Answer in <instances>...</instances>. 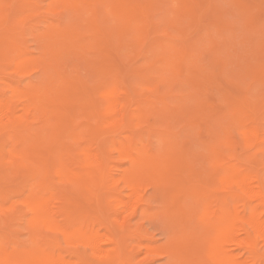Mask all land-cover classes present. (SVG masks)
Listing matches in <instances>:
<instances>
[{
    "label": "rangeland",
    "instance_id": "374dc122",
    "mask_svg": "<svg viewBox=\"0 0 264 264\" xmlns=\"http://www.w3.org/2000/svg\"><path fill=\"white\" fill-rule=\"evenodd\" d=\"M90 1L91 2L89 1H85V3L82 2L83 4H80L77 7L72 8V4H71L72 0L70 1L69 0H59V1H56V0H0V9H1L0 10V32H1L0 33V74H1L0 75V96L5 97L6 99H9V97L10 99H12L14 93L11 90V88H13V86L14 87L17 86L21 88V90L24 88L23 91L24 90L26 91V89L27 90L39 89L41 87L43 88L44 86H45L44 88L51 87L50 88L51 90H52V87H55V89L53 88V90H56L57 88H61L63 85V83L62 85H60L61 83L60 84L58 83L64 81L65 86L63 85V88L60 90V93H65L66 89H69L68 91H71L73 87V90H72L73 92L72 91L71 92L76 95L75 97L74 95L73 96L69 95L70 93L69 92L68 99H67L68 100L67 104L69 106V112H72L71 119H68L67 122L62 121L61 126H60L62 127V129H60L62 133L58 131L59 127L57 126L55 119H52L50 117H47V119H45L46 118L45 115H42L41 113L36 111L32 115H29L31 118H29L30 122H28V124L33 128V132L31 129L30 131L32 132V134L31 133L30 134L34 136L37 135L36 138H39L40 137L39 134H41V137H43L44 140L41 141L42 139L40 138L41 142L39 141V144L42 142L45 143L44 141L48 143L47 142L49 139L48 136L51 135L52 131L54 132V135L62 134V136L58 135L60 138L62 137L61 138L62 140L59 138H56L57 136H54V135H51L52 137L50 136V138H55V140L53 139H52L53 141L51 140L52 142L57 141V145L54 143V147L59 146L61 147V148L58 147L59 149L64 148V150H66V148L67 149L69 148L71 152H72L71 148L72 147L75 148V150L73 149V151H75L76 153L72 152V154L69 153L70 151L68 149L69 151L68 154H70L71 156L66 153L67 150L66 151H64L63 149L62 151L60 150L61 153L64 152L68 156L67 158L66 155L62 153L63 155H65L63 160H64V164L66 165V167L67 165H69V163L71 162L73 163V160L74 162L75 161L77 162V163H74V165L76 164L78 165L79 163L81 165V162L83 160L80 158V157L83 158V154L81 155V153L83 152L85 153V151L88 152L89 150L90 152H92L93 150V152H96V153L101 151L103 155L105 154V158L108 161L106 166L108 167L109 170L111 168L113 169L112 172L111 171L110 172L111 174L114 175L113 177L115 179L114 180L111 179L110 181H108L107 186L109 188H107L106 186L107 181L99 180L98 177L94 176L93 174H87L85 176L78 174L77 178L73 177L72 179L73 181L71 180L72 181L70 182L71 185L70 183L67 184L64 181H62L63 183H65L64 186L66 185L64 187L63 185L60 184L62 183L61 182L62 178L60 179L56 175L55 177L52 171L51 179H52L53 187L55 185V189H53V192L54 194H59L60 192H63L66 195L67 202H66L65 210H67V212L69 210L68 214L67 212H65V210H62V212H64L65 214L59 213L58 218H59L60 225L66 224L67 226V223H68V226L70 227L69 229H76L80 232V235H76L75 237L72 236L73 237L72 239L75 241L74 243L75 246H74V244L69 243L67 241H65L64 243L65 237L62 236L61 234L59 235L57 233H52L53 235H45V234H50V233L48 231L47 232L43 231L39 226L37 227L43 231L44 235L40 233L42 236L40 235V236L35 237V235L37 234H34V232H39L40 229L34 228L36 229V231L33 229L34 231L31 232L32 227L34 226V225L32 226V221H31L33 216H31V219L29 218L30 214L32 213L31 211L29 212L30 209L28 210V207H26L24 205L25 203L23 204L22 202L23 200H25V196L27 197L25 193L27 191H28L27 193H29V189L32 186L30 187L29 186L30 183H28L27 181L26 183H28V186L30 188L29 187H27L28 189L23 188L27 186V184L24 186L26 180L24 182L21 181L22 183L21 184L19 182L20 180L18 181L19 175L21 174L17 173V175L19 174L17 178L16 177L17 175L12 174L13 172L12 171L11 174L12 176L14 175L12 181L14 182V180L17 179L18 182L15 180L16 181L14 182L15 185L9 186L10 188H12V191H10V194H12L15 197V199L13 198V200L14 201L16 200L15 202H12V197H11L10 206L13 204L16 205L18 202H21L19 204H21L22 207L20 209L21 212H19L20 214L18 215V212L15 214V217L18 215L17 216L18 219L17 217L16 219H12L13 220L12 223H10L11 218L8 219L9 225H6L5 221L7 220L6 218L10 217V215L7 214L8 217L6 218L2 217L4 216V214H6L4 213V211L2 213L3 215H0V242L1 241L3 242L4 240V244L12 245L13 243L14 246L15 245L19 246L18 244L21 242L20 244L23 245L24 247H28L27 243L28 244L30 243L29 246L32 247L33 244H43L45 237L52 236V238H54L53 240H56L54 242L59 241L57 244H60L59 247L63 249L67 248L66 250H68L69 247H66V245H68V246H71V248H74L72 251L79 249V250H76V252L77 251L78 253L82 252L81 254H83V251L84 252L86 251L85 253H87L88 256L84 254L83 255L87 258L90 256L89 257L90 259L88 258V262L90 260L89 262L90 264H100V263L104 264L103 261L105 260L106 255L102 254L98 256V254H94V252L91 250L92 248L87 246L81 240L82 237L86 233L91 234L92 232H97V234H99L100 232L99 235L104 239L109 238L108 235L110 237H113L111 236L113 234L116 236L118 235L117 237H121L124 235L125 243L127 244L126 249L128 248L126 251H127L128 256L130 255L131 257L129 256L130 259L129 258L120 259L119 261H117L116 264H127V263L128 264L129 263L130 264H174V262H177L175 264H181V263H184L185 261L187 264H190V262L192 263V261H193L192 264H197V263L199 264L198 261L202 260V263H203L206 260V258H207L206 261L208 262L205 261L206 263H203V264H208L210 263V260H209L210 253L208 250L207 243L210 238L209 236L206 237V235L209 233L208 229H210V232H212L209 234H214L215 232L211 230L212 228H210V226H213L214 224L213 220L216 221V218L214 217L215 215H213L214 214L213 210L215 212L218 209V205H216L218 204L216 194L219 195L218 191L220 190L218 186L219 182H216L217 179H215L214 175L218 168L216 166L217 161L219 159L221 160L222 158L224 159L221 160L222 162H220V164L224 167H226L227 165L237 164L240 168L244 170V172L248 171L246 173L247 175L251 177L252 175L250 174H252V172L253 174L256 173L255 175H253L254 178L252 177L254 180L256 179L255 181H252L254 182L253 185L251 186V188L254 187L253 189H251L253 190V193L252 191L250 194L248 192L246 196L248 195L249 197L247 196V198L245 195H242V194L240 195V197L237 200L238 204L235 207V212L238 213V211H240L241 213V216L239 215V217L237 218L238 221L240 220L239 222L244 221V223L242 222L244 225L249 223V219L247 217L248 216L250 217L251 215L250 213L252 211L250 210V207H249L250 205H249L247 206V209L249 207V210L251 212L250 213L247 212L248 210L244 207L243 204L246 201L250 202L251 201L250 197H251L252 203L254 205H259L258 213L260 214L259 216L261 217L260 219L262 220V221L260 220L261 222L260 225L262 227V229H260V232L263 231L264 233V230H263L264 229V204H263L264 203V192H263L264 191V176H263L264 175V135H263L264 134V80L262 81L258 77L261 75L260 72L259 74L256 73V75H258L257 77L256 76L253 77L254 73L256 72L255 70L258 67H259L258 70L262 69L263 71L264 61L262 60L261 62V60H259L258 59L259 57H258L257 61L258 60L259 61L253 62V60L256 59L254 58V56L253 58L251 57V59L249 57L245 58L246 56H249V55L252 56L255 51H258L259 46H260V49L263 50L262 52L264 55V39H262L264 38V34H263L264 33V20H262V22L260 21L259 23L255 22L257 21V19L258 20L259 19L261 20V18L264 19V9L262 10V7H264V0H258L260 2H257L256 0H253V1L251 0L254 4H251L252 2H250V0H235V1L234 0H129L131 2V5L134 6L135 8H137L138 6H141V4L145 6L146 5L145 3L149 2L148 8L145 9V11H143L142 14L137 13L138 11H136V9L134 10L136 11L134 14L129 13L128 11H125L126 9H124L123 2L119 0H97V2L94 0H90ZM88 2H89V5H88ZM262 2H263V6L259 8L258 6L261 5L259 3H262ZM187 3H189V6L191 4L192 5L195 4V7H193L195 12L193 14H187L185 12L187 11V9H189V7L187 6ZM97 4L101 8L97 6ZM244 4H247V5H244ZM248 7H251V8H248ZM244 8L248 10L246 11ZM248 11L249 13L246 14L245 12H248ZM195 13L197 16H194ZM220 13L223 14L222 17L224 21L222 22L220 21L219 23L218 15ZM34 14H38V15H34ZM255 14L259 15L260 17L256 16ZM132 16L134 17L136 16L137 19H134L133 21H131L130 25L127 28H126L127 25H122L125 23H129L128 20H131ZM3 17H5V19ZM250 17H252L253 20ZM220 19H222L221 15H220ZM249 20L253 21V23L251 22V24H247ZM246 25L247 26L251 25L250 31H253L252 32L253 34L249 32L248 30L249 27H246ZM124 27L126 30H124ZM201 27H204L205 29L204 28L202 29ZM251 28L253 30H251ZM198 29H201V31ZM117 30L118 32H116ZM118 33L119 34L123 33V34L121 36L119 35L118 37L117 35ZM124 33L125 35H127L126 37ZM65 36H67L66 39H65ZM123 36H124V39L123 38L122 39L124 41H121V37ZM9 37L12 41H9ZM100 37H102L101 39H103L101 43L99 41ZM209 37L211 39H209ZM61 38L62 40L63 39L64 40L69 39L70 41L72 40L70 44H73L74 46L73 45L70 46L69 40L66 41V44L64 46L65 41L60 40ZM136 40L138 43L135 45L136 42L134 41ZM148 40L150 41V43ZM80 42H81V45H79ZM120 42H122V44H120ZM58 44H59V47H57ZM131 44H134L135 46ZM120 45H122L123 49L120 48ZM191 45H193L194 47H191ZM86 46H87V49L85 48ZM95 46L96 48L92 49ZM143 47L145 48L143 49ZM61 48L62 50L60 51ZM63 48L65 52H63L64 51ZM66 48H70V49L67 50ZM73 48L75 50H73ZM104 49L107 51H105ZM89 50H91L92 52ZM245 50H246V53H245ZM218 51H221V52H218ZM140 52L143 54H141ZM239 52L241 54L242 53L246 54L245 56H243L245 61L246 59L248 60L250 59V62L251 63L253 62V65L251 64L250 66L251 68H253V66L255 67L258 63L260 64L259 66L257 65L258 67L253 69L254 72L252 73L253 75L250 74L251 77L249 76V72L246 70L247 66L245 65V68L243 67L244 65L241 66L244 59L242 60L239 59L241 57ZM51 53H53V56L55 55L56 57H52ZM212 53L214 57L211 55ZM58 54L59 55L62 54L61 55L62 58L58 57L59 56ZM255 54L258 55L256 52ZM147 55L148 57L150 56V58H148ZM90 56L91 58H89ZM140 56L142 58H140ZM143 58L145 60H143ZM13 59L15 60L14 62H12ZM175 59L177 60L184 59L182 64L180 63V65H178L180 66V68H182L181 69L182 72H180L181 70L179 67L176 68L178 69V71L180 70L179 71L180 74L179 72H177V70L173 69V67H175V64L174 65L172 64V66L170 64L172 61H177ZM213 59H217V60L220 59L218 61L219 62L221 61L220 62L221 64L217 63L218 61L214 63ZM59 60L60 62L56 64V62H58ZM237 61H239V63L241 61V64L239 65ZM102 63L104 65H102ZM245 63L246 62H244V64ZM254 63L256 64L254 65ZM181 66H183L184 68ZM240 66L242 67L241 68L242 70L247 71L248 75H246L245 73V78H243L244 75L242 74V72L241 73L239 72V71H242L240 69ZM34 69L35 71H33ZM141 69L142 70L145 69L147 71L145 70L142 71ZM64 70L65 71L67 70V71L64 72ZM88 70L90 73L88 72ZM219 70L223 74L224 77H220V78L218 77L217 79V77L215 76H218V75L220 76V74L217 75V73H219L218 72ZM193 72L195 73L197 72L196 73L197 75L198 74L202 75L201 78H198L199 80L201 79L199 82L197 81V77H196V81L198 82V83L195 82L196 86L194 85L195 83L192 84L195 80L194 81L190 80V78L194 79L193 75L192 77L190 75V74H193ZM250 72L252 71L250 70ZM241 74L243 76H241V80H240L241 82L239 83V81H237L236 78L238 76L240 77ZM221 78L222 79L226 78L227 83L228 81L230 82L235 79L236 86L235 85L232 86L233 84L231 83H228V85L226 84L225 86V83H224L225 81L220 80ZM230 79H233V80H230ZM188 80L193 81V82H189ZM10 83L12 85L8 87ZM65 83H69V85L67 84L66 86ZM110 83L111 85L113 84V86L115 85L117 88H119V91L124 92L127 89H130V92L127 90L129 96H131L134 93L133 94L134 96L132 95L131 100H127V98L126 100L124 99V101H127V102L130 101V103L128 102L129 107H130L128 109L129 113L127 112V110L126 112L128 113V115L130 114L132 116V120H133V122L131 123L132 126L127 128L126 130L124 129L125 131L123 130V128H121L120 130L119 128L118 129L113 128L111 125H108L110 124L109 122L106 123V125H104L105 124L104 123L102 124V126H98L99 119H98V116H96L97 115L96 112L98 111L96 110L95 112L92 110V108L86 110V109H82L81 107H79L81 105L79 103L80 98L84 100L86 99L89 100V97H87L88 95L90 97L93 95L96 96V97L94 96L91 97L90 100L95 101V103H97L96 101L100 100L98 102H100L99 104L102 105V106L100 105L101 108L103 106L106 107L105 106L106 102H108V99L110 98V96L109 95L107 96L105 93L104 95L100 88L101 86L110 84ZM57 84H58V87H57ZM72 84L74 86H72ZM32 85L35 88H33ZM140 86L141 87L143 86V87L140 88ZM64 87L66 88L64 89ZM154 87L156 89L159 87L158 88L159 90L157 89L158 91H156ZM75 88L78 91L74 90ZM81 88L83 89L81 90ZM56 91H58V89ZM91 92H94V93L97 92L96 93L97 95L93 93L92 95ZM99 92L100 94H98ZM78 93H80V95ZM77 95H79V97ZM208 95H209V98H208ZM22 97L23 98H21V101L22 100L24 101L26 97L25 98L24 96ZM70 97L74 98V100ZM121 98L122 97H120V99ZM16 99L17 98H15L14 100ZM18 101L20 104L21 101L20 100ZM27 101L28 100L24 102L28 103ZM66 101L62 103V105H65L64 109L68 108V106H66L67 105ZM73 101L75 103L76 102L79 103V106H77L76 104V106L79 108L73 105ZM26 103L24 104L26 105ZM138 103L139 105H137ZM181 103L183 104L181 105ZM99 104L97 103V106H99ZM128 104L126 103V106ZM20 105H23V104L21 103ZM75 107L78 109V111L76 110ZM237 107H239V109ZM139 108L140 110H137ZM23 110H24V106L19 108V111L22 113H24L25 111ZM102 111L104 112V114H107V109H104ZM138 111L139 113L141 112L142 113L138 114ZM150 115L152 116L150 117ZM39 116L40 117L44 116V118L42 117L39 120L38 118ZM146 119H148V121ZM37 121L38 123H36ZM0 126L3 127V128L0 127V130H1L0 133L2 134H4L5 132L10 133L8 130H11L12 132V129H9V128L7 129L6 127H4V125H0ZM137 126L139 127L137 128ZM108 127L110 131L108 130ZM54 128L55 130H53ZM96 128L97 129L100 128L101 131L103 132H100L99 129L95 130ZM130 128H131V131H130ZM135 129L137 130L135 131ZM251 130H254V132L252 131L251 133ZM55 131H58L60 133L55 132ZM247 132L249 133V135ZM6 133L4 134L5 138H6ZM27 133H28V130H27ZM250 133L252 137H250L251 136ZM2 134H0V139L3 141V139L5 138L2 137L3 136ZM67 134H70V136H68ZM243 134L244 135L247 134V135L244 137ZM63 135L64 137L66 135L67 136L64 138ZM131 135L134 137H132ZM241 135L243 136V138ZM45 137L47 138V140H45L46 139ZM124 137H126V140H127L126 142H128V144L126 143L125 146L128 145L127 147L129 148V146H131L130 143L132 144L133 150L130 147L131 151H128L130 152L129 154L134 153V155L137 157L142 155L144 158L146 157L149 164L153 161H156V162L162 161L164 163V161L167 162L169 160L170 156H175L176 158H178L181 155L182 158L185 159V164L187 166V169L189 168V170L187 171L185 170L187 173L186 175H184L185 178L189 177L186 180L187 183H185L184 186L182 185V187H178V188H173V186H163V185L162 186L160 185V187H157L155 184H153L152 182L146 179V180H142V182H140L141 184L139 183L135 189L131 188L130 190V187H128L127 182H125L123 178H121L120 173L123 171L122 168L126 169L131 165V160L130 162H128L129 159L124 158L126 157V154H122L123 152H121V151H125V149L122 150L121 148L122 144L120 143L118 144L115 142L113 144L112 142V140L114 139L116 140L120 139L121 141H123L125 140ZM99 138L101 140H99ZM102 139H104V142ZM1 140L0 142H2ZM60 140L63 143L60 142ZM90 140H92V142ZM68 141L69 143H67ZM107 141H109L110 143ZM8 142H4V143L6 144L8 143L7 145L10 144L9 146L10 148L12 147V145L13 147L15 146L14 142H11V139ZM50 142H49V148H51L50 145L52 144ZM105 142L108 145H106ZM253 142H254V145H253ZM220 143H221V146H220ZM61 144H63L62 145L63 147L61 146ZM64 144L66 146H64ZM67 144H69V146ZM45 145L42 144L41 147L45 146L44 148L43 147L42 148L46 150V148H48V144H45ZM144 145L145 146L148 145V146L144 147ZM49 148L47 150H49ZM5 149L8 150V146H6L5 144L3 145L2 143L0 145V152L5 151ZM54 149L55 148H51L50 152L57 150V149L55 150ZM234 149L236 151H234ZM47 150L46 152H48ZM76 150H79V151H76ZM60 151L58 150L55 153L59 155L60 153L58 152ZM128 152H127V156H128ZM55 153L54 155H56ZM96 153H93V154H96ZM62 154H60V156ZM2 155H5V153ZM57 155L54 156L55 159ZM207 155H209L210 158H208ZM73 156L74 158L72 159L71 157ZM52 157H51V160H52ZM231 157H233V159ZM8 158L9 157L5 158V160H7ZM234 158L235 159L237 158V159L235 160ZM78 159L80 161H78ZM53 161L52 163L54 164L55 161L54 162ZM229 161H231L232 163L228 164ZM169 162L171 163V161ZM188 163L190 165H188ZM6 165H7V168H9L8 163ZM6 165H4L5 169H7L5 167ZM202 165H204L207 169L205 167L202 168ZM51 167L53 168V165ZM117 168H120L121 171L120 169H117ZM204 168L206 169V171ZM2 169L0 170V172L3 171ZM201 169L203 172L201 171ZM7 170L10 172L12 169L10 170L7 169ZM15 171L16 170H14L13 173H16ZM194 171H198V173H203V174L202 175H198L195 173L193 174ZM9 172L6 173V176L8 175V177H11L9 176L11 174H8ZM28 177L30 176H27V178ZM118 177H120L121 180L118 179ZM11 178H8L6 180L11 181ZM53 178L54 179L56 178V180L53 181L54 180ZM19 179H21V177ZM23 179H26V178L23 177ZM31 179H34L33 180L34 183L32 185L38 182L37 181L38 177L36 179V182H35L34 177ZM6 180H4V182H6ZM10 181H7V182H10ZM31 181L32 180H30V182ZM100 182H103V183L101 184ZM115 182L117 183V185L116 187L112 188ZM6 183H3V185L0 184V186H5ZM17 183H19L20 185H23L22 187H20V189L23 188L25 190L24 191H22V189L19 190L20 192L22 191L23 193L15 194L18 191V187H16ZM57 183L60 184V186ZM111 183L112 185L109 186V184ZM9 184L10 183H8L7 185ZM56 184L58 185L57 189H56L57 187ZM85 184H86V187H84ZM259 184H260V187H259ZM87 185L89 186L87 187ZM73 186L75 187V190H72L74 189ZM66 187L67 189L65 190ZM105 187L108 190L105 189ZM206 187H209V188H206ZM7 188L8 186L4 187V190L6 189L7 191L8 190ZM2 190L3 189H1V191ZM9 190L7 191L8 193H9ZM210 190L211 191L214 190L215 192L210 193L211 192ZM261 190H262V193H260ZM6 191H5V194L0 192V195L1 193L3 194L1 195L2 198H0L1 199L0 202L2 201V204H0V206H2L0 207V211H2L5 208L3 204L5 205L4 201H6L8 197V195H6ZM13 191L15 192L14 194L11 193ZM256 192H258L257 193L258 195L256 194ZM135 193L136 195H134ZM20 194L21 196H19ZM254 195H256L257 199L254 197ZM260 195L263 197V199H261L262 197ZM120 197L124 199L121 200ZM16 198L17 199L19 198V200L21 201L17 200ZM2 199H6V200H2ZM9 199H10V195H9L8 200ZM8 200H7L6 207L9 206ZM140 200L142 201V203ZM213 200L214 201L216 200L217 203L215 204ZM69 201L70 202L73 201V202L69 204ZM178 201L181 207L183 208V211L180 212L181 209H179L180 213L176 214L175 209L176 208L178 209V207L174 205V202L178 203ZM260 201L261 202L263 201L262 204ZM241 202L243 204H241ZM72 203L73 205H71ZM70 205L74 209L69 208ZM173 207H175V209ZM238 207L240 208L239 210H238ZM26 208L28 211L26 210ZM106 208L108 209L106 210ZM102 211H105V212L103 213ZM123 211L126 212V214ZM196 211H198L197 215H196ZM12 216L14 217V214ZM208 216L212 217L213 219L209 218ZM245 216H247L246 218L248 220L244 219ZM23 217L26 219L29 218L28 222ZM205 217L207 218L205 219ZM199 218H201L200 221H199ZM239 218H242L244 220L239 219ZM208 219H211L210 222ZM204 220L206 221L203 222ZM119 221H123V222H119ZM245 221H246V224H245ZM64 222L65 224H63ZM30 223H31V228L28 226ZM249 225H247L249 232L246 233L243 231L239 235L240 240L241 238L245 239V241L244 239L241 240L242 242L240 243H242V245L240 243L238 245L229 244V248L235 251L238 254V257H240L241 259H246V261H248L247 259H249V262L254 261L256 262L255 264H264V243H263L264 237H262L263 238L262 240L261 238L256 240V238L258 237L255 236L256 233L254 234L255 230L253 228L250 229L251 225L250 227ZM106 226L108 229H106ZM122 227L124 228V231H122L123 229ZM182 229L187 230V231L184 232ZM113 230L115 233L116 232L117 233L115 234ZM194 231H196L195 234H193ZM123 232L124 234H122ZM109 233L110 234L112 233V234L110 235ZM197 233L198 234L206 233L204 235L205 238L203 237V242H205L207 245L204 243H201L202 238L200 237H202L203 235L202 236L200 235L199 239H201V242H199L200 240L197 239L198 237ZM247 234H250V236L248 237ZM174 238L178 240L181 239L179 240V242L181 241V243L185 242L184 244H182L183 246H181V248H180L181 244L179 242L176 243ZM247 238L249 239V243L252 241L256 242V252L258 256L254 260L252 258V252L250 248L244 246L246 244L245 243L246 241H247L246 246L249 244L248 240H246ZM172 239L174 241H172ZM195 239H197L198 241H196ZM205 239L207 242L205 241ZM182 240L184 242H182ZM2 242L0 244H3ZM191 242H194V244ZM102 244H103V247L106 248V250H109V248L110 250H112L111 249L112 245L115 247V243H113L111 240L109 241L104 240ZM177 244L179 246H176ZM201 244H204L202 246L205 247V249L201 247ZM83 245H85L84 246L85 248L83 247ZM199 245L201 249L199 248ZM205 245L207 246V248ZM173 247L175 249L177 248L180 249L179 255L177 257L178 260L176 259V257L174 258V260H170V259H173L169 255L171 252L170 253L166 252V250H168V252L172 251L174 249ZM71 248L69 249L70 251H71ZM197 249L201 250L199 252H203V253L197 254L198 252L196 251ZM128 250L130 253L128 252ZM191 250H195V251H191ZM133 252H134V255H133ZM188 252H190L191 254ZM192 252L195 253V257H194L195 259L192 258L194 256V253ZM180 253L183 254V256L180 255ZM184 253L186 256H184ZM205 255H207L208 257H206ZM179 256L181 257L179 258ZM186 258L189 259V262L188 260H186ZM197 258L199 260H197V263L196 262L194 263V261ZM175 259L177 261H175ZM180 259L183 260L184 262L179 261ZM122 260L123 261L125 260V261L123 262ZM211 264H213L212 261H211Z\"/></svg>",
    "mask_w": 264,
    "mask_h": 264
},
{
    "label": "bare ground",
    "instance_id": "6f19581e",
    "mask_svg": "<svg viewBox=\"0 0 264 264\" xmlns=\"http://www.w3.org/2000/svg\"><path fill=\"white\" fill-rule=\"evenodd\" d=\"M56 1H59V0H56ZM70 1V0H69ZM85 1H89V2H91L90 0H72V8H74V7H77L78 5H80V4H83L82 2H84L85 3ZM94 1H96L97 2V0H94ZM119 1H122L123 2V5H124V9H126L125 11H128L129 13H132V14H134L136 11H138L137 13H140V14H142L143 13V11H145V9H147L148 8V6H149V2L147 3H145L146 5L144 6V5H142L141 4V6H138L137 8H135L134 6H132L131 5V2L129 1V0H119ZM235 1V0H234ZM253 1V0H252ZM251 0H250V2H252ZM257 2H260V1H258V0H256ZM10 2V1H9ZM14 2V1H13ZM39 2V1H38ZM43 2V1H42ZM89 2H88V5H89ZM240 2V1H239ZM137 3H139V2H137ZM186 3V2H185ZM245 3H247V2H245ZM13 4V3H12ZM119 4V3H118ZM117 4V5H118ZM251 4H254L253 2L251 3ZM259 4H261V5H259L258 7L260 8V7H262L263 6V2L262 3H259ZM96 5V4H95ZM244 5H247V4H244ZM16 6V5H15ZM66 6V5H65ZM97 6H99L98 4H97ZM97 6H96V8H97ZM122 6V5H121ZM187 6L189 7V9H187V11H185L187 14H193L195 11H194V8L193 7H195V4H191L190 6H189V3H187ZM257 6V5H256ZM60 7V6H59ZM100 7V6H99ZM119 7V6H118ZM236 7H238V6H236ZM246 7V6H245ZM252 7V6H251ZM251 7H248V8H251ZM253 7H254V5H253ZM20 8V7H19ZM70 8V7H69ZM89 8V7H88ZM101 8V7H100ZM46 9V8H45ZM136 9V11H134ZM210 9H212V8H210ZM245 10H246V8H244ZM264 9V7H262V10ZM1 10V9H0ZM9 10V9H8ZM35 10V9H34ZM73 10V9H72ZM99 10V9H98ZM102 10V9H101ZM218 10V9H217ZM239 10V9H238ZM248 10V9H247ZM246 10V11H247ZM249 10H251V9H249ZM17 11V10H16ZM215 11V10H214ZM42 12V11H41ZM68 12V11H67ZM95 12V11H94ZM93 12V13H94ZM218 12V11H217ZM251 12V11H250ZM8 13V12H7ZM7 13H6V15H7ZM11 13H12V11H11ZM49 13V12H48ZM214 13H216V12H214ZM246 14L247 13H249V11L248 12H245ZM211 14H212V12H211ZM218 14V13H217ZM217 14H216V16H217ZM250 14H252V13H250ZM254 14V13H253ZM258 14V13H257ZM257 14H255L256 16H259V15H257ZM34 15H38V14H34ZM182 15H183V13H182ZM220 15H221V18L222 19H220ZM222 15L223 14H219L218 15V21H219V23H220V21L222 22V21H224L223 20V17H222ZM5 16V15H4ZM41 16H43V15H41ZM45 16V15H44ZM62 16V15H61ZM79 16V15H78ZM194 16H197L196 15V13L194 14ZM193 16V17H194ZM215 16V17H216ZM73 17V16H72ZM260 17V16H259ZM4 19H5V17H3ZM8 18V17H7ZM33 18V17H32ZM35 18V17H34ZM251 19H252V17H250ZM254 18V17H253ZM9 19V18H8ZM99 19V18H98ZM134 19H137L136 18V16L134 17V16H132L131 17V20H128L129 21V23H125V24H122V25H127L126 26V28L130 25V23H131V21H133ZM30 20V19H29ZM28 20V21H29ZM36 20V19H35ZM68 20V19H67ZM107 20V19H106ZM243 20V19H242ZM253 20V19H252ZM262 20H264L263 18H261V20L259 19H257V21H255V22H262ZM11 21V20H10ZM10 21H9V23H10ZM31 21V20H30ZM29 21V22H30ZM77 21V20H76ZM217 21V20H216ZM247 21V20H246ZM251 22L253 23V21H248L247 22V24H251ZM58 23H59V21H58ZM81 23V22H80ZM88 23V22H87ZM201 23V22H200ZM225 23V22H224ZM8 24V23H7ZM75 25V24H74ZM199 25V24H198ZM257 25H259V24H257ZM6 26V25H5ZM41 26V25H40ZM93 26V25H92ZM147 26H149V25H147ZM46 27V26H45ZM246 27H249V32H253V31H250V27H251V25L250 26H247L246 25ZM149 28V27H148ZM202 29L204 28V27H201ZM228 28V27H227ZM22 29V28H21ZM65 29V28H64ZM101 29V28H100ZM103 29V28H102ZM106 29V28H105ZM122 29V28H121ZM205 29V28H204ZM229 29V28H228ZM234 29H235V27H234ZM233 29V30H234ZM120 30V29H119ZM123 30V29H122ZM124 30H126L125 29V27H124ZM198 30H200L201 31V29H198ZM232 30V29H231ZM251 30H253L252 28H251ZM256 30V29H255ZM18 31V30H17ZM47 31V30H46ZM49 31V30H48ZM224 31V30H223ZM116 32H118V30L116 31ZM233 32H235V31H233ZM248 32V33H249ZM1 33V32H0ZM60 33V32H59ZM70 33V32H69ZM119 33H120V31H119ZM117 34L118 35V37H119V35L121 36L122 34ZM224 33V32H223ZM44 34V33H43ZM64 34V33H63ZM63 34H61V35H63ZM93 34V33H92ZM253 34V33H252ZM264 34V33H263ZM54 35V34H53ZM59 35V34H58ZM57 35V36H58ZM68 35V34H67ZM102 35V34H101ZM124 35H125V33H124ZM248 35V34H247ZM19 36V35H18ZM30 36V35H29ZM50 36V35H49ZM69 36H70V34H69ZM79 36V35H78ZM127 35H125V37H126ZM253 36V35H252ZM259 36V35H258ZM262 36V35H261ZM62 37H64V36H62ZM130 37V36H129ZM247 37V36H246ZM249 37V36H248ZM20 38V37H19ZM28 38V37H27ZM30 38V37H29ZM32 38V37H31ZM67 38V36H65V39ZM69 38V37H68ZM70 38H71V36H70ZM76 38V37H75ZM82 38V37H81ZM93 38V37H92ZM98 38V37H97ZM102 37H100V43H101V41L103 40V39H101ZM124 39V36L123 37H121V41H124L123 39ZM131 38V37H130ZM134 38V37H133ZM22 39V38H21ZM51 39V38H50ZM120 39V38H119ZM126 39V38H125ZM209 39H211L210 37H209ZM213 39V38H212ZM262 39H264V38H262ZM20 40V39H19ZM49 40V39H48ZM60 40H62V38L60 39ZM60 40H59V42H60ZM69 40V39H68ZM68 40H62V41H65V43H64V46H65V44H66V41H68ZM233 40V39H232ZM248 40V39H247ZM9 41H12L11 39H10V37H9ZM61 41V42H62ZM72 41V40H71ZM70 40H69V44H70V42H71ZM78 41H80V40H78ZM149 41V40H148ZM157 41V40H156ZM58 42V43H59ZM95 42V41H94ZM134 42H136L135 43V45L138 43L137 42V40L136 41H134ZM3 43V42H2ZM16 43V42H15ZM63 43V42H62ZM77 43V42H76ZM108 43V42H107ZM110 43V42H109ZM124 43V42H123ZM147 43V42H146ZM145 43V44H146ZM149 43H150V41H149ZM228 43H230V42H228ZM5 44V43H4ZM20 44V43H19ZM38 44V43H37ZM96 44V43H95ZM120 44H122V42H120ZM144 44V45H145ZM193 44V43H192ZM240 44V43H239ZM261 44V43H260ZM8 45H10V44H8ZM14 45V44H13ZM71 45H73V44H70V46ZM79 45H81V42H80V44ZM88 45V44H87ZM90 45V44H89ZM109 45V44H108ZM113 45V44H112ZM130 45V44H129ZM131 45H133V46H135L134 44H131ZM148 45V44H147ZM263 45V44H262ZM69 46V47H70ZM74 46V45H73ZM92 46V45H91ZM97 46V45H96ZM96 46L95 47H91L92 49H94V48H96ZM125 46V45H124ZM128 46V45H127ZM126 46V47H127ZM256 46V45H255ZM5 47V46H4ZM11 47V46H10ZM25 47V46H24ZM56 47V46H55ZM57 47H59V44L57 45ZM68 47V46H67ZM79 47V46H78ZM191 47H194L193 45H191ZM248 47V46H247ZM75 48V47H74ZM73 48V50H75ZM86 49H87V46L85 47ZM90 48V49H91ZM107 48V47H106ZM120 48L121 49H123L122 48V45H120ZM145 47H143V49H144ZM219 48V47H218ZM246 48V47H245ZM12 49H14V48H12ZM17 49V48H16ZM67 50H69L70 48H66ZM80 49V48H79ZM235 49V48H234ZM237 49V48H236ZM249 49V48H248ZM19 50V49H18ZM56 50V49H55ZM58 50V49H57ZM62 50V48L60 49V51ZM63 50H64V48H63ZM72 50V49H71ZM96 50H98V49H96ZM95 50V51H96ZM103 50V49H102ZM105 50V49H104ZM148 50V49H147ZM217 50V49H216ZM230 50V49H229ZM247 50V49H246ZM246 50H245V53H246ZM250 50V49H249ZM59 51V50H58ZM83 51V50H82ZM86 51V50H85ZM89 51H91V50H89ZM105 51H107V50H105ZM121 51V50H120ZM228 51V50H227ZM263 50L262 49H260V46H259V49H258V51H255L258 55H256L255 54V52L253 53V55L251 56V55H249V56H246L245 58H250L251 59V57L253 58V56H254V58H256V59H254L253 60V62H258L259 60H261V62H262V60L264 61V55H263V52H262ZM8 52V51H7ZM56 52V51H55ZM63 52H65V50L63 51ZM92 52V51H91ZM143 52V51H142ZM218 52H221V51H218ZM233 52V51H232ZM237 52V51H236ZM14 53V52H13ZM67 53V52H66ZM83 53V52H82ZM90 53V52H89ZM141 53V52H140ZM240 53V52H239ZM245 53H240V60H242V59H244L243 58V56H245L246 54ZM4 54H6V53H4ZM20 54V53H19ZM21 54H22V52H21ZM44 54V53H43ZM52 54V57H56L55 55L53 56V53H51ZM56 54V53H55ZM91 54V53H90ZM141 54H143V53H141ZM214 54H215V52H214ZM8 55V54H7ZM59 55V54H58ZM62 55V54H61ZM61 55H59L58 57H61L62 58V56ZM86 55V54H85ZM213 57H214V55H213V53L211 54ZM248 55V54H247ZM255 55H256V57H255ZM261 55H263V56H261ZM22 56V55H21ZM64 56V55H63ZM69 56V55H68ZM168 56V55H167ZM229 56H231V55H229ZM147 57H148V55H147ZM169 57V56H168ZM219 57V56H218ZM236 57V56H235ZM259 57V58H258ZM262 59H261V58ZM79 58V57H78ZM86 58H87V56H86ZM89 58H91V56L89 57ZM140 58H142L141 56H140ZM148 58H150V56L148 57ZM185 58V57H184ZM186 58H187V56H186ZM257 58L259 59L258 61H257ZM4 59V58H3ZM53 59H55V58H53ZM222 59V58H221ZM233 59H235V58H233ZM238 59V60H239ZM250 59L248 60V59H246V61H245V59L243 60V63L241 64V61H240V63H239V61H237L238 62V64L240 65L241 64V66H243L244 68H245V65L247 66L246 68V70L249 72V76H250V74H252L254 71H253V69L254 68H256V67H258L260 64L258 63L255 67L253 66V68H251L250 66H251V64L253 65V62L251 63L250 62ZM58 60V59H57ZM64 60V59H63ZM76 60V59H75ZM143 60H145L144 58H143ZM164 60V59H163ZM173 60V59H172ZM175 60H177V59H175ZM186 60V59H185ZM216 60V61H215ZM218 60H220V59H218ZM217 59H213V62L214 63H216L217 61H218ZM15 60L13 59L12 60V62H14ZM28 61V60H27ZM85 61V60H84ZM112 61V60H111ZM169 61V60H168ZM184 61V59H181V60H177V61H170L171 63V66H172V64L174 65L175 64V67H173V69L174 70H177V72H179L182 68H180V66H178V65H180V63L182 64V62ZM56 62V61H55ZM60 62V60L58 61V62H56V64H58ZM90 62V61H89ZM221 62V61H220ZM219 61L217 62V63H220ZM226 62V61H225ZM231 62V61H230ZM244 62H246L245 64H244ZM264 63V62H263ZM9 64V63H8ZM63 64V63H62ZM148 64V63H147ZM155 64V63H154ZM168 64V63H167ZM221 64V63H220ZM234 64V63H233ZM256 63H254V65H255ZM78 65V64H77ZM102 65H104L103 63H102ZM152 65V64H151ZM165 65V64H164ZM237 65V64H236ZM239 65H238V67H239ZM142 66V65H141ZM140 66V67H141ZM154 66V65H153ZM166 66V65H165ZM231 66V65H230ZM240 66V69L242 68ZM263 66V65H262ZM77 67V66H76ZM80 67V66H79ZM177 67H179L180 68V70L178 71V69H176ZM181 67H183V66H181ZM64 68V67H63ZM78 68V67H77ZM82 68V67H81ZM108 68V67H107ZM153 68V67H152ZM184 68V67H183ZM248 68H249V70H248ZM251 68V69H250ZM13 69V68H12ZM36 69V68H35ZM35 69L33 70V71H35ZM39 69V68H38ZM40 69H41V67H40ZM67 69V68H66ZM187 69V68H186ZM185 69V70H186ZM221 69V68H220ZM259 69V67L255 70L256 72L254 73V75H253V77H257L258 75H256V73L257 74H259V72H260V76H258L262 81L264 80V69H263V71H262V69L261 70H258ZM57 70V69H56ZM142 70V69H141ZM145 70V69H144ZM144 70H142V71H144ZM188 70H189V68H188ZM216 70V69H215ZM242 70V69H241ZM250 70L252 71V72H250ZM258 70V71H257ZM10 71V70H9ZM16 71V70H15ZM55 71V70H54ZM61 71H62V69H61ZM67 71V70H66ZM65 70H64V72H66ZM73 71V70H72ZM145 71H147V70H145ZM172 71V70H171ZM184 71V70H183ZM187 71V70H186ZM245 70H242V71H239L240 73L242 72V74L244 75V77L243 78H245V73H246V75H248L247 74V71H245ZM262 71V72H261ZM8 72V71H7ZM6 72V73H7ZM23 72V71H22ZM53 72V71H52ZM88 72H89V70H88ZM180 72H182V70L180 71ZM180 72H179V74H180ZM204 72V71H203ZM206 72V71H205ZM219 73H217V75L218 74H220V76L218 75V76H215V77H217V79H218V77L220 78V77H224L223 76V74L220 72V70L218 71ZM30 73V72H29ZM63 73V72H62ZM90 73V72H89ZM197 73V72H196ZM195 72H193V74H190L191 75V77H192V75H193V77H194V79L193 78H190V80H195L194 82L193 81H189V82H193L192 84H194L195 82H199L200 80L198 79V78H201V76L202 75H197ZM23 74V73H22ZM21 74V75H22ZM26 74V73H25ZM143 74V73H142ZM240 75V77L238 78L237 76V81H239V83L241 82L240 80H241V76H243V75ZM1 75V74H0ZM144 75V74H143ZM189 75V76H190ZM195 75V76H194ZM222 75V76H221ZM228 75V74H227ZM232 75V74H231ZM5 76V75H4ZM7 76V75H6ZM18 76V75H17ZM25 76V75H24ZM139 76V75H138ZM199 76V77H198ZM14 77V76H13ZM59 77V76H58ZM133 77H135V76H133ZM144 77V76H143ZM196 77H197V81H196ZM247 77V76H246ZM251 77V76H250ZM5 78V77H4ZM7 79V78H6ZM68 79V78H67ZM72 79V78H71ZM239 79V80H238ZM43 80V79H42ZM62 80V79H61ZM65 80V79H64ZM86 80V79H85ZM182 80V79H181ZM220 80H224L223 82L225 83V86H226V84L228 85V83H231V84H233L232 86H236V82H235V79L233 80V79H230V80H233L234 82H235V84H234V82L233 81H228V83H227V80H226V78L224 79H220ZM229 80V79H228ZM41 81V80H40ZM187 81V80H186ZM47 82V81H46ZM197 82V83H198ZM223 82H222V84H223ZM3 83H5V82H3ZM41 83V82H40ZM61 83V84H60ZM62 83H63V85H64V81L63 82H59L58 84H60V85H62ZM109 83V82H108ZM202 83V82H201ZM238 83V82H237ZM58 84H57V87H58ZM66 84V86H67V84L69 85V83H65ZM74 84V83H73ZM72 84V86H74ZM115 84V83H114ZM191 84V85H192ZM203 84V83H202ZM12 84L10 83V85L8 86V87H10ZM63 85H62V87L61 88H57L58 89V91H56V90H53V88L55 89V87H52V90L50 89L51 87H49V88H39V89H32V90H27L26 89V91L24 90L23 91V89L21 90V88H19V87H17V86H13V88H11V90L13 91V93H14V95H13V97H12V99H10V97H9V99H6L5 97H1L0 96V125H4V127H6L7 129L9 128V129H12V132H11V130H8L10 133H6V138L4 137V134H2V133H0V134H2L3 136L2 137H4L5 139H3V141L2 142H0L1 144L3 143V145L5 144L6 146H8V150L7 149H5V151H2V152H0V168L2 169V167H3V171H1L0 172V175H1V173H2V175L0 176V184H2L3 185V183H6L7 181H10V180H6V179H8V178H11V181L10 182H7L6 184H5V186H0V192H2L3 194H5V191H6V189L4 190V187H7L8 186V190H9V193L6 191V195H8V197H7V200H8V198H9V195H10V199L8 200V202H9V206H7L6 207V204H7V200L6 199H2V200H6V201H4L5 202V205L3 204V206H5V208L2 210V211H0V215H3L2 213H3V211H4V213H6V214H4V216H2V217H4V218H6V217H8V215H10V217H8V218H6L7 220L5 221L6 222V225H9V220L8 219H10L11 218V220H10V223H12L13 222V220L12 219H16V217L20 214L19 212H21V207H22V205L21 204H19V203H21V202H18L16 205H11L10 206V204H11V202H10V200H11V197H12V202H15L14 200H13V198L15 199V197L12 195V194H10V191H12V188H10L9 186L11 185H15L14 184V182H16L17 181V179H15L14 180V182L12 181L13 180V177H14V175L12 176V174H16L17 175V173H20L21 175H19V178L21 177V179H19L18 178V175L16 176L17 178H18V181L21 183V181L22 182H24L25 180V184H24V186L27 184V186H25V187H23V188H27V187H29L30 189H29V193H25L26 195H27V197L25 196V200H23L22 202H23V204L26 206V207H28V210H29V212L31 211V213L32 214H30V219H31V216H33L32 217V219H31V221H32V230H31V232H33L34 230L36 231V229H34V228H38L37 226H39L43 231H48L50 234H45V235H53L52 233H57V234H61L62 236H64L65 237V240H64V243H65V241H67V242H69V243H72V244H74L75 243V241L72 239L73 237H75L76 235H80V232L78 231V230H76V229H69L70 227L68 226V223H67V226H66V224H65V222L63 223V224H65V225H60V222H59V213H64V212H62V210H65V207H66V202H67V197H66V195L63 193V192H60L59 194H54V192H53V189H55V185H54V187H53V183H52V171H53V175L55 176H57L58 178H62V180H61V182L62 181H64L65 183H67V184H69L70 182H72L73 180V177H75V178H77V175L78 174H81V175H83V176H85V175H87V174H93L94 176H96V177H98V179L99 180H102V181H107L106 182V186L108 185L107 183H108V181H110L111 179L112 180H114L115 178L113 177L114 175L113 174H111V172H112V168L109 170L108 169V167L106 166V164H107V160H106V158H105V154L103 155V153L101 152V151H99L98 153H96V152H93V150H92V152L93 153H96V154H93L92 152H90L89 150H88V152L87 151H85V153L83 152V153H81V155L83 154V158L82 157H80L81 159H83L82 160V162H81V165H80V163L77 165H74V163H77L76 161L74 162V160H73V163L71 162V163H69V165H67V167H66V165L64 164V156L66 155L64 152H62V153H64L65 155H63L62 153H61V151H62V149L64 150V148H62V149H59V148H61V147H57L56 145H57V141H54V142H52L53 140H55V138H50V136L51 135H54V132L52 131L51 132V135L50 136H48L49 137V139H50V141H49V139H48V143H46V141H44L45 143H40L41 145L42 144H48V148H49V142L50 143H52L51 145H50V147L51 148H55V149H57V150H55V151H52V152H50L51 150V148H49V150H47L48 148H46V150L48 151V152H46V150L45 149H43L45 146H42L41 147V145L39 144V141L41 140V141H43L44 140V138L43 137H41V134H39L40 135V137L39 138H36L37 137V135H31L32 134V132H33V128L28 124V122H30L29 121V118H31L29 115H32L34 112H36V111H38L39 113H41L42 115H45L46 116V118L45 119H47V117H50V118H52V119H55L56 120V124H57V126L59 127V130L58 131H60L61 132V130L60 129H62V127H60L61 126V123H62V121H65V122H67L68 121V119H71V113L72 112H69V106H68V93H69V95H74V97H75V95L76 94H73L72 92V90H73V87H72V89H71V91H68L69 89H66L65 90V93H60V90L63 88ZM137 85V84H136ZM146 85V84H145ZM162 85V84H161ZM195 86H196V83L194 84ZM230 85V84H229ZM20 86V85H19ZM65 86V85H64ZM90 86V85H89ZM99 86V85H98ZM113 84L111 85V83L110 84H106V85H103V86H101V91L103 92V94L105 93L107 96L109 95L110 96V101H109V99H108V102H106V107H102L101 108V104H99L100 102H98V101H100V100H98V101H96L98 104H99V106H97V103H95V101H91L90 100V98L91 97H93L94 95L93 94H96V93H94V92H91V94L93 95V96H87V97H89V100H84V99H81L80 98V100H79V103L81 104L80 106H79V103H75L74 101H73V105L74 106H76V104H77V106H79V107H81L82 109H90V108H92V110L93 111H95L96 112V110L98 111V112H96V116H98V119H99V122H98V126H102V124H104V125H106V123H110V124H108V125H111L113 128H115V129H118L119 128V130L121 129V128H123V130L125 129H127V128H129V127H131L132 125H131V123L133 122V120H132V116L130 115H128V109L130 108L129 107V104H128V102L130 103V101H124V99L126 100V98H127V100H131L132 99V95L134 94H132L131 96H129L128 95V92H127V90L130 92V89H127L126 91H119V88H117L115 85L113 86ZM203 86V85H202ZM21 87V86H20ZM32 87H33V85H32ZM115 87V88H114ZM143 87V86H142ZM141 86H140V88H142ZM156 87V86H155ZM154 87V88H155ZM183 87V86H182ZM187 87V86H186ZM192 87V86H191ZM229 87V86H228ZM33 88H35V87H33ZM66 87H64V89H65ZM80 88V87H79ZM97 88V87H96ZM146 88V87H145ZM153 88V87H152ZM159 88V87H158ZM157 88V89H158ZM230 88V87H229ZM30 89V88H29ZM77 89H78V87H77ZM76 88L74 89V90H77ZM83 88H81V90H82ZM93 89V88H92ZM156 89V88H155ZM156 89V91H158ZM172 89V88H171ZM188 89V88H187ZM94 90H96V89H94ZM123 90V89H122ZM125 90V89H124ZM134 90V89H133ZM150 90V89H149ZM154 90V89H153ZM166 90V89H165ZM182 90H184V89H182ZM51 91H53V92H51ZM55 91V92H54ZM78 91V90H77ZM155 91V90H154ZM154 91H153V93H154ZM161 91V90H160ZM163 91V90H162ZM180 91V90H179ZM166 92V91H165ZM170 92V91H169ZM4 93V92H3ZM76 93V92H75ZM141 93V92H140ZM182 93V92H181ZM189 93V92H188ZM232 93V92H231ZM8 94V93H7ZM79 95H80V93H78ZM90 94V95H91ZM98 94H100V92L98 93ZM104 94V95H105ZM143 94V93H142ZM157 94V93H156ZM162 94V93H161ZM206 94V93H205ZM79 95H77L78 97H79ZM97 95V94H96ZM137 95V94H136ZM158 95V94H157ZM163 95V94H162ZM186 95V94H185ZM198 95V94H197ZM229 95V94H228ZM22 96H24V98L26 97V99L24 100V101H26V100H28L27 102L29 103H26V102H24L23 100V102L21 101V98H23ZM76 96V97H77ZM134 96V95H133ZM160 96V95H159ZM202 96V95H201ZM205 96V95H204ZM235 96V95H234ZM27 97H28V99H27ZM84 97H85V95H84ZM83 97V98H84ZM94 97H96V96H94ZM120 97H122L121 99H120ZM138 97V96H137ZM136 97V98H137ZM154 97H155V95H154ZM188 97H190V96H188ZM15 98H17L18 100H20L21 101V103L23 104V105H20L19 104V101L16 99V100H14ZM20 98V99H19ZM70 98H72V97H70ZM69 98V99H70ZM118 98H119V100H118ZM135 98V99H136ZM146 98V97H145ZM159 98V97H158ZM208 98H209V95H208ZM235 98V97H234ZM73 100H74V98H72ZM76 99V98H75ZM122 99H123V101H122ZM140 99H142V98H140ZM150 99V98H149ZM165 99V98H164ZM67 100V101H66ZM18 101V102H17ZM64 101H66V106H68V108L67 109H64V107H65V105H62V103L64 102ZM70 101V100H69ZM78 101V100H77ZM61 102V103H60ZM133 102H135V101H133ZM142 102V101H141ZM24 103H26V105L24 104ZM69 103H71V102H69ZM75 103V104H74ZM126 103L128 104L127 106H126ZM28 104V105H27ZM183 103H181V105H182ZM19 105H20V107H23L24 106V113H22V112H20L19 111ZM70 105H72V104H70ZM101 105V106H100ZM137 105H139V103L137 104ZM136 105V106H137ZM185 105V104H184ZM73 106V107H74ZM76 106V107H77ZM259 106V105H258ZM75 107V108H76ZM79 107H77V108H79ZM126 107H127V109H126ZM141 107V106H140ZM242 107V106H241ZM76 108V110L78 111V109ZM80 108V109H81ZM99 108H101V109H99ZM193 108V107H192ZM238 109H239V107H237ZM260 108V107H259ZM21 109H23V108H21ZM71 109H72V107H71ZM104 109H107V114H104V112L102 111V110H104ZM76 110H75V112H76ZM126 110H127V112H126ZM137 110H140V108L139 109H137ZM83 111V110H82ZM191 111V110H190ZM199 112H201V111H199ZM22 113V114H21ZM94 113V112H93ZM142 113V112H141ZM141 113H139V111H138V114H141ZM41 114H40V116H41ZM228 114V113H227ZM48 115V116H47ZM79 115V114H78ZM146 115H147V113H146ZM255 115V114H254ZM38 117L39 118V120H40V118H44V116H42V117ZM73 116V115H72ZM134 116H135V114H134ZM141 116H143V115H141ZM149 116V115H148ZM152 115H150V117H151ZM137 117V116H136ZM149 117V118H150ZM202 117V116H201ZM97 118V117H96ZM143 118V117H142ZM141 118V119H142ZM146 118V117H145ZM166 118H168V117H166ZM170 118V117H169ZM97 119V120H98ZM138 119V118H137ZM136 119V120H137ZM154 119V118H153ZM54 120V121H55ZM84 120V119H83ZM136 120H135V122H136ZM147 121H148V119H146ZM145 120V121H146ZM186 120V119H185ZM53 121V120H52ZM87 121V120H86ZM141 121V120H140ZM143 121V120H142ZM79 122V121H78ZM134 122V123H135ZM187 122V121H186ZM190 122V121H189ZM26 123V124H25ZM36 123H38V121L36 122ZM82 123V122H81ZM144 123V122H143ZM169 123H171V122H169ZM28 124V125H27ZM32 124V123H31ZM35 124V123H34ZM137 124V123H136ZM139 124V123H138ZM197 124V123H196ZM25 125H26V127H25ZM141 125V124H140ZM139 125V126H140ZM173 125V124H172ZM188 125V124H187ZM191 125V124H190ZM136 126V125H135ZM134 126V127H135ZM139 126H137V128L139 127ZM171 126V125H170ZM194 126V125H193ZM207 126V125H206ZM1 127V126H0ZM81 127V126H80ZM110 127V126H109ZM109 127H108V130H109ZM196 127V126H195ZM1 128H3V127H1ZM76 128V127H75ZM90 128V127H89ZM169 128V127H168ZM32 129V132L30 131ZM78 129V128H77ZM99 130H100V132H103V131H101V129L100 128H98ZM97 128L95 129V130H98ZM140 129H141V127H140ZM27 130H28V133H27ZM53 130H55V128L53 129ZM57 130V129H56ZM124 130V131H125ZM137 129H135V131H136ZM257 130V129H256ZM1 131V130H0ZM6 131V130H5ZM30 131V132H29ZM58 131H55V132H58ZM110 131V130H109ZM130 131H131V128H130ZM134 131V130H133ZM210 131V130H209ZM252 131L254 132V130H251V133H252ZM259 131V130H258ZM60 132H58V133H60ZM63 132H65V131H63ZM122 132V131H121ZM138 132V131H137ZM250 132V131H249ZM257 132V131H256ZM31 133V134H30ZM53 133V134H52ZM62 133V132H61ZM123 133V132H122ZM136 133V132H135ZM170 133H171V131H170ZM241 133H242V131H241ZM248 133V132H247ZM251 133H250V135H251ZM36 134V133H35ZM63 134H65V133H63ZM116 134V133H115ZM233 134V133H232ZM9 135H10V137H9ZM30 135V136H29ZM62 136V134H55L54 136H57L56 138H59V139H61L59 136ZM68 136H70V134H67ZM66 135V136H67ZM122 135V134H121ZM134 135V134H133ZM247 135V134H246ZM246 135H244L243 134V136L245 137ZM248 135H249V133H248ZM259 135V134H258ZM264 135V134H263ZM43 136V135H42ZM65 136V137H66ZM132 136V135H131ZM233 136V135H232ZM242 136V135H241ZM243 136H242V138H243ZM262 136V135H261ZM8 137V138H7ZM35 137V138H34ZM52 137V136H51ZM63 137H64V135H63ZM64 137V138H65ZM132 137H134V136H132ZM177 137V136H176ZM250 137H252V135L250 136ZM255 137V136H254ZM257 137V136H256ZM263 137V136H262ZM41 138V139H40ZM46 138V137H45ZM63 138V139H64ZM71 138H73V137H71ZM70 138V139H71ZM101 138V137H100ZM99 138V140H101ZM125 138V140H123V141H121L120 139H114V140H112V142H113V144H114V142L115 143H120V144H122V150H124L125 149V151H121V152H123L122 154H126V157H124V158H127V159H129L128 160V162H130V160H131V165L128 167V168H126V169H124V168H122L123 169V171L120 173V176H121V178H123V180L125 181V182H127V184H128V187H130V190H131V188L132 189H135L137 186H138V184L140 183V182H142V180H148V181H150V182H152L153 184H155L157 187H160V185L162 186H173V188H178V187H182V185L184 186L185 185V183H187L186 182V180L189 178V177H186L185 178V176L184 175H186V171L187 170H189V168L187 169V166H186V164H185V159H183L182 158V156L180 155L178 158H176L175 156H170V158H169V160L166 162V161H164V163L162 162H156V161H153V162H151L150 164H149V162L147 161V159H146V157L144 158L142 155L141 156H139V157H137V156H135L134 155V153H131V154H129L130 152H128V151H131V148H132V144L130 143V145L131 146H129V148L127 147L128 145H126L125 146V144L127 143L128 144V142H126L127 140H126V137H124ZM123 138V139H124ZM190 138V137H189ZM201 138V137H200ZM237 138H238V136H237ZM260 138V137H259ZM9 139V140H8ZM10 139H11V142H14V147H13V143L11 144L12 145V147L10 148L9 146H10V144L9 145H7L9 142L8 141H10ZM75 139V138H74ZM105 139V138H104ZM104 139H102L103 140V142H104ZM254 139V138H253ZM45 140H47V138L45 139ZM56 140H58V139H56ZM62 140V139H61ZM60 140V142H62ZM66 140H67V138H66ZM73 140V139H72ZM89 140V139H88ZM106 140V139H105ZM120 140V141H119ZM197 140V139H196ZM40 141V142H41ZM91 142H92V140H90ZM134 141V140H133ZM136 141V140H135ZM171 141V140H170ZM173 141V140H172ZM175 141V140H174ZM221 141V140H220ZM4 142H8L7 144L6 143H4ZM107 142H109V141H107ZM222 142V141H221ZM233 142V141H232ZM256 142V141H255ZM54 143L56 144L55 146L57 147H54ZM63 143V142H62ZM67 143H69V141L67 142ZM89 143V142H88ZM110 143V142H109ZM197 143V142H196ZM223 143V142H222ZM0 144V145H1ZM99 144V143H98ZM105 144H106V142H105ZM150 144V143H149ZM162 144H164V143H162ZM167 144V143H166ZM60 145V144H59ZM63 144H61V146H62ZM68 146H69V144H67ZM80 145V144H79ZM92 145H93V143H92ZM106 145H108V144H106ZM155 145V144H154ZM159 145H160V143H159ZM191 145V144H190ZM247 145V144H246ZM253 145H254V142H253ZM64 146H66L65 144H64ZM67 146V147H68ZM113 146V145H112ZM139 146V145H138ZM148 146V145H147ZM147 146H145L144 145V147H147ZM169 146V145H168ZM220 146H221V143H220ZM250 146V145H249ZM40 147V148H39ZM47 147V146H46ZM63 147V146H62ZM131 147V148H130ZM156 147V146H155ZM164 147V146H163ZM241 147V146H240ZM4 148V147H3ZM6 148V147H5ZM41 148H42V150H41ZM66 148V147H65ZM89 148H91V147H89ZM95 148V147H94ZM98 148V147H97ZM128 148V149H127ZM161 148V147H160ZM197 148V147H196ZM218 148V147H217ZM244 148V147H243ZM69 149V148H68ZM68 149L66 148V150H67V154H68V152L70 153V154H72V152H75V151H73V149L75 150V148L74 147H72L71 149H72V152H71V150L69 149V151H68ZM109 149H110V147H109ZM126 149H127V151H126ZM153 149V148H152ZM181 149V148H180ZM239 149H241V148H239ZM251 149H253V148H251ZM4 150V149H3ZM6 150H7V152H6ZM45 150V151H44ZM53 150V149H52ZM60 151V152H58V153H60V154H62L61 156H60V154L59 155H57L55 152H57V151ZM66 150H64V151H66ZM81 150V149H80ZM132 150H133V148H132ZM141 150V149H140ZM223 150V149H222ZM245 150H247V149H245ZM76 151H79V150H76ZM94 151H96V150H94ZM135 151V150H134ZM142 151V150H141ZM144 151V150H143ZM234 151H236L235 149H234ZM5 153V155H2V154H4ZM127 152H128V156H127ZM154 152V151H153ZM217 152H218V150H217ZM223 152V151H222ZM241 152V151H240ZM2 153V154H1ZM52 153V154H51ZM54 153L57 155V157H56V159H55V157L54 156H56V155H54ZM76 153V152H75ZM78 153V152H77ZM114 153V152H113ZM135 153H137V152H135ZM155 153V152H154ZM157 153V152H156ZM216 153V152H215ZM70 154H68V155H70ZM74 154V153H73ZM111 154H112V152H111ZM220 154V153H219ZM253 154V153H252ZM54 157V159H53V157ZM75 155H77V154H75ZM80 155V156H81ZM224 155V154H223ZM238 155V154H237ZM71 156V155H70ZM123 156H125V155H123ZM156 156V155H155ZM197 156V155H196ZM208 156V158H210L209 157V155H207ZM7 157H9L7 160H5V158H7ZM51 157H52V160H51ZM59 157H61V158H59ZM66 157L68 158V156L66 155ZM152 157V156H151ZM239 157V156H238ZM263 157V156H262ZM72 159L74 158V156L73 157H71ZM77 158V157H76ZM115 158V157H114ZM121 158V157H120ZM225 158H226V156H225ZM232 159H233V157H231ZM72 159H71V161H72ZM222 159H224V158H222ZM221 159V160H222ZM235 159V158H234ZM237 159V158H236ZM235 159V160H236ZM262 159V158H261ZM55 161V163L53 164L52 163V161ZM160 160V159H159ZM162 160V159H161ZM220 159L217 161V170H216V173H215V179H217L216 180V182H219V190L220 191H218L219 192V195H217L216 194V196H217V201H218V204H216L217 202H216V200L214 201L215 202V204L216 205H218V209L214 212V210H213V215H215L214 217L216 218V221H214L213 220V222H214V224H213V226H210V228H212L211 230H213V232H214V234H209V233H212V232H210V229H208L209 230V235L207 234L206 235V237H208L209 236V241H208V250H209V253H210V263H208V264H211V261L213 262V264H255L256 262H254V261H252V262H249V259H247L248 261H246V259H241L240 257H238V254L235 252V251H233L231 248H229V244H234V245H238L240 242H242L241 240H243L242 238H241V240H240V234H241V232H249V229H248V227H247V225H251V227H250V225H249V227H250V229L251 228H253L254 230H255V232H254V234L256 233V237H258V238H256V240L257 239H259V238H261V240L263 239L262 237H264V233H263V231L262 232H260V229H262V227H261V222H260V214L258 213V209H259V205H254L253 203H252V198L250 197V199H251V201L250 202H245L244 204L241 202V204H243L244 205V207L247 209V206H249L250 207V210L252 211H250L249 210V207H248V211L247 212H251L249 215H250V217L248 216H245L244 217V219L246 220L247 218L249 219V223H247L246 224V221H245V224L246 225H244L243 223H244V221H242V220H244V219H242V218H239V219H242L241 221L243 222H239L238 221V217H239V215L241 216V213H240V211H238V213L237 212H235V207L237 206V204H238V202H237V200H238V198L240 197V195L242 194V195H245L246 196V194H248V192H249V194L251 193V191H252V193H253V190H251V189H253V188H251V186L253 185V183L254 182H252V181H255L253 178H254V176L253 175H255V174H253V172H252V174H250V175H252V177L251 176H249V175H247V173L246 172H248V171H245L244 172V170L242 169V168H240L237 164H233V165H227L226 167H224V166H222L221 164H220V162H222ZM229 160H231V159H229ZM240 160V159H239ZM6 161V162H5ZM53 161V162H54ZM78 161H80L79 159H78ZM169 161H171V163L169 162ZM4 162V163H3ZM204 162V161H203ZM242 162V161H241ZM8 163V167L9 168H7V164ZM165 163H167V164H165ZM170 163V164H169ZM227 163V162H226ZM230 163H232L231 161H229V163L228 164H230ZM246 163V162H245ZM239 164V163H238ZM241 164V163H240ZM4 165H6L5 167L7 168V169H12L10 172L7 170V169H5L4 168ZM53 165V168L51 167V166ZM188 165H190L189 163H188ZM247 165V164H246ZM2 166V167H1ZM118 166H120V165H118ZM208 166V165H207ZM109 167H110V165H109ZM180 167V168H179ZM181 167H182V169H181ZM195 167V166H194ZM197 167V166H196ZM203 167H205L204 165H202V168ZM177 168H179V169H177ZM206 168V167H205ZM204 168V169H205ZM0 169V170H1ZM117 169H120V168H117ZM177 169V170H176ZM207 169V168H206ZM206 169H205V171H206ZM209 169V168H208ZM7 170V171H6ZM14 170H16L15 172L16 173H13L14 172ZM186 170V171H185ZM6 171V172H5ZM13 171V172H12ZM111 171V172H110ZM120 171H121V169H120ZM192 171V170H191ZM201 171H202V169H201ZM7 172H9L8 174H11V172H12V174L11 175H9V176H11V177H8V175L6 176V173ZM203 172V171H202ZM212 172V171H211ZM250 172V171H249ZM114 173V172H113ZM198 174V175H202L203 173H198V171H194L193 172V174ZM213 173V172H212ZM5 174V175H4ZM260 174H261V172H260ZM25 175V176H24ZM27 176H30L31 178H35V182H36V179H37V177H38V182H36L34 185H32L34 182H33V180L34 179H31L30 177H28V178H30V179H28L27 178ZM53 176V177H54ZM55 176V177H56ZM195 176V175H194ZM258 176V175H257ZM256 176V177H257ZM264 176V175H263ZM15 177V178H16ZM23 177L24 178H26V179H23ZM87 177V176H86ZM255 177V178H256ZM260 177V176H259ZM57 178V179H58ZM74 178V179H75ZM95 178V177H94ZM121 178L120 177H118V179H120L121 180ZM214 178V177H213ZM252 178V179H251ZM54 179V178H53ZM90 179H91V177H90ZM4 180H6V182H4ZM30 180H32L31 182H30ZM56 180V178L53 180V181H55ZM72 180V181H71ZM76 180V179H75ZM116 180H117V178H116ZM257 180H258V178H257ZM17 181V182H18ZM28 181V183H30L29 184V186H28V183H26ZM212 181V180H211ZM262 181H263V179H262ZM75 182V181H74ZM92 182H93V180H92ZM95 182V181H94ZM97 182V181H96ZM112 182V181H111ZM117 182V181H116ZM115 182V184L112 186V188L113 187H116V185H117V183ZM119 182V181H118ZM144 182V181H143ZM8 183H10L9 185H7ZM11 183H13V184H11ZM65 183H60L61 185H63L64 186V184ZM77 183V182H76ZM83 183V182H82ZM101 184L103 183V182H100ZM151 183V184H152ZM22 184V183H21ZM58 184V183H57ZM56 184V185H57ZM60 184H58L59 186H60ZM88 184V183H87ZM95 184V183H94ZM98 184V183H97ZM141 184V183H140ZM17 186L16 187H18V191L19 190H21L22 189V191H24L25 189H23V188H21L20 189V187H22L23 185H20L19 183H17L16 184ZM58 185H57V187H56V189L58 188ZM70 185H71V183H70ZM70 185H68V186H70ZM105 185V184H104ZM110 185H112V183L111 184H109V186ZM147 185V184H146ZM62 186V187H63ZM66 186V185H65ZM64 186V187H65ZM67 186V187H68ZM89 185H87V187H88ZM103 186V185H102ZM102 186H100V187H102ZM202 186V185H201ZM1 187H3V188H1ZM63 187V188H64ZM67 187L65 188V190L67 189ZM74 187V186H73ZM84 187H86V184L84 185ZM125 187V186H124ZM143 187V186H142ZM146 187V186H145ZM155 187V186H154ZM259 187H260V184H259ZM14 188V187H13ZM107 188H109L108 186H107ZM106 187H105V189H107ZM202 188V187H201ZM206 188H209V187H206ZM1 189H3L2 191H1ZM28 189V188H27ZM101 189V188H100ZM104 189V188H103ZM111 189V188H110ZM144 189V188H143ZM148 189V188H147ZM15 190V189H14ZM16 190H17V188H16ZM15 190V191H16ZM72 190H75V187H74V189H72ZM88 190V189H87ZM108 190V189H107ZM114 190H115V188H114ZM192 190V189H191ZM17 191V193H15L14 191L13 192H11V193H15V194H18V193H23L22 191L20 192H18ZM60 191V190H59ZM100 191V190H99ZM98 191V192H99ZM169 191V190H168ZM211 191V190H210ZM209 191V192H210ZM216 191V192H217ZM84 192V191H83ZM115 192V191H114ZM161 192V191H160ZM212 192H215L214 190H212L210 193H212ZM264 192V191H263ZM1 193V195H3ZM141 193V192H140ZM139 193V194H140ZM200 193V192H199ZM198 193V194H199ZM258 192H256V194H257ZM260 193H262V190H261V192ZM24 194V195H25ZM73 194V193H72ZM108 194V193H107ZM145 194V193H144ZM202 194V193H201ZM255 194V193H254ZM0 195V198H2V196ZM12 195V196H11ZM23 195V194H22ZM94 195V194H93ZM106 195V194H105ZM109 195V194H108ZM134 195H136V193L134 194ZM258 195V194H257ZM262 195V194H261ZM260 195V196H261ZM5 196V195H4ZM18 196V195H17ZM19 196H21V194L19 195ZM208 196V195H207ZM248 196V195H247ZM247 196H246V198H247ZM252 196V195H251ZM6 197V196H5ZM5 197H3V198H5ZM127 197V196H126ZM138 197V196H137ZM242 197V196H241ZM244 197V196H243ZM249 197V196H248ZM254 197L256 198V195H254ZM259 197V196H258ZM262 197V196H261ZM69 198V197H68ZM139 198V197H138ZM17 199V198H16ZM104 199V198H103ZM120 199L121 200H123L124 198H121L120 197ZM120 199H119V201H120ZM243 199V198H242ZM257 199V198H256ZM261 199H263V197L261 198ZM261 199H259V200H261ZM1 200V199H0ZM17 200H19V198L17 199ZM77 200V199H76ZM79 200V199H78ZM127 200V199H126ZM244 200V199H243ZM19 201H21V200H19ZM97 201H98V199H97ZM118 201V200H117ZM134 201V200H133ZM141 201V200H140ZM71 202H73V201H71ZM70 201H69V204L71 203ZM212 202V201H211ZM239 202H240V200H239ZM261 202V201H260ZM263 202V201H262ZM262 202H261V204H262ZM102 203V202H101ZM137 203V202H136ZM135 203V204H136ZM141 203H142V201H141ZM259 203V202H258ZM0 204H2V201L0 202ZM74 204H75V202H74ZM140 204V203H139ZM197 204V203H196ZM264 204V203H263ZM71 205H73V203L71 204ZM70 205V207L69 208H73L72 206ZM105 205V204H104ZM107 205V204H106ZM174 205H176L177 207H178V209L176 208L175 209V207H173L174 209H175V211H176V214H178V213H180L181 211H183V208L181 207V205L179 204V201H178V203H175L174 202ZM89 206V205H88ZM124 206V205H123ZM137 206V205H136ZM155 206V205H154ZM215 206V205H214ZM0 207H2V206H0ZM9 207V208H8ZM142 207V206H141ZM140 207V208H141ZM216 207V206H215ZM100 208V207H99ZM98 208V209H99ZM134 208V207H133ZM74 209V208H73ZM108 208H106V210H107ZM118 209V208H117ZM116 209V210H117ZM179 209H181L180 210V212H179ZM240 208L238 207V210H239ZM23 210V209H22ZM26 210H27V208H26ZM25 210V211H26ZM27 210V211H28ZM102 210V209H101ZM24 211V210H23ZM133 211V210H132ZM18 212V215L15 217V214ZM65 212H67V210H65ZM68 212H69V210H68ZM68 212H67V214H68ZM100 212V211H99ZM103 213L105 212V211H102ZM124 212V211H123ZM139 212V211H138ZM109 213H110V211H109ZM125 214H126V212H124ZM197 213H198V211H196V215H197ZM8 214V215H7ZM14 214V217L12 216ZM65 214V213H64ZM118 214V213H117ZM124 214V215H125ZM248 214V213H247ZM7 215V216H6ZM23 215V214H22ZM98 215V214H97ZM105 215V214H104ZM238 215V216H237ZM246 215V214H245ZM21 216V215H20ZM19 216V217H20ZM26 216V215H25ZM99 216V215H98ZM242 216H244V215H242ZM13 217V218H12ZM104 217V216H103ZM125 217V216H124ZM209 218H211V219H213L212 217H210V216H208ZM247 217V218H246ZM4 218H3V220H4ZM21 218V217H20ZM24 218V217H23ZM29 218H24V219H26L27 220V222H28V220H29ZM64 218V217H63ZM196 218H198V217H196ZM207 217H205V219H206ZM17 219H18V217H17ZM101 219V218H100ZM106 219V218H105ZM122 219V218H121ZM120 219V220H121ZM156 219V218H155ZM211 219H208L209 220V222H210V220ZM247 219V220H248ZM95 220V219H94ZM201 220V218H199V221ZM8 221V222H7ZM16 221V220H15ZM106 221V220H105ZM195 221V220H194ZM206 220H204L203 222H205ZM262 221V220H261ZM26 222V221H25ZM69 222V221H68ZM119 222H123V221H119ZM118 222V223H119ZM155 222V221H154ZM153 222V223H154ZM202 222V223H203ZM212 222V221H211ZM248 222V221H247ZM108 223V222H107ZM152 223V224H153ZM120 224V223H119ZM105 225V224H104ZM196 225V224H195ZM194 225V226H195ZM201 225V224H200ZM23 226V225H22ZM21 226V227H22ZM30 228H31V223L28 225ZM108 226V225H107ZM107 226H106V229H108L107 228ZM114 226V225H113ZM149 226V225H148ZM188 226V225H187ZM69 229H67V228ZM193 227V226H192ZM203 227V226H202ZM261 227V228H260ZM40 228H38V229H40ZM83 228V227H82ZM123 228V227H122ZM197 228V227H196ZM207 228V227H206ZM5 229V228H4ZM20 229V228H19ZM34 229V230H33ZM40 229V231L39 232H34V234H37V235H35V237L36 236H40L41 234L40 233H42V235H44L43 234V231ZM184 229H186V228H184ZM252 229V230H253ZM14 230V229H13ZM15 230H16V228H15ZM183 230V229H182ZM200 230V229H199ZM203 230V229H202ZM207 230V229H206ZM264 230V229H263ZM28 231V230H27ZM38 231V230H37ZM81 231V230H80ZM91 231V230H90ZM92 231H93V229H92ZM96 231V230H95ZM98 231V230H97ZM122 231H124V228L122 229ZM184 232L185 231H187V230H183ZM17 232H18V230H17ZM113 232H114V230H113ZM128 232V231H127ZM201 232V231H200ZM207 232V231H206ZM253 232V231H252ZM115 233V232H114ZM117 233V232H116ZM115 233V234H116ZM196 233V231H194V233L193 234H195ZM202 233V232H201ZM216 233V234H215ZM16 234V233H15ZM82 234V233H81ZM99 234H100V232H99ZM99 234H97V232H92L91 234H89V233H86L83 237H82V241L87 245V246H89V247H91L92 249V251L94 252V254H98V256L99 255H102V254H105L106 255V258H105V260L103 261V263L104 264H116L117 263V261H119L120 259H128L129 258V256H128V254H127V249H126V246H127V244L125 243V238H124V235L123 236H121V237H117L116 235H111L110 233V235L111 236H113V237H110L109 235H108V237L109 238H107V239H104V238H102ZM122 234H124V232L122 233ZM126 234V233H125ZM130 234V233H129ZM187 234V233H186ZM198 234V233H197ZM206 233H203V234H198V237H197V239L198 240H200L199 242H201V239H199V237H200V235L202 236V237H200V238H202V242L201 243H204V244H206L205 242H203V237H204V235H205ZM263 234V235H262ZM10 235V234H9ZM41 235V236H42ZM184 235V234H183ZM15 236V235H14ZM73 236V237H72ZM187 236V235H186ZM247 236L249 237L250 236V234H247ZM177 237V236H176ZM175 237V238H176ZM180 237H181V235H180ZM183 237H185V236H183ZM19 238V237H18ZM174 238V239H175ZM191 238H193V237H191ZM195 238H196V236H195ZM205 238V237H204ZM245 238H246V236H245ZM39 239V238H38ZM40 239H42V238H40ZM54 238H52V236L50 237V236H48V237H45L44 238V242H43V244H33V246L32 247H30L29 246V244L27 243V245H28V247H24L23 245H21L20 243L18 244L19 246H17V245H13V243H12V245H8V244H4V240H3V244H0V264H90L89 262H90V260H89V262H88V258L90 257H85L84 255H86V256H88V254L87 253H85L84 251H83V254H81V253H78V251L76 252V250H79V249H76L75 251H72L74 248H71V246H68V245H66V247H69L68 248V250H66V249H63V248H61V247H59L60 246V244H57L58 242H54V241H56V240H53ZM106 240V241H109V240H111L113 243H115V247L112 245V247H114V248H112L111 247V249L112 250H110V248H109V250H106V248H104L103 247V241L104 240ZM197 239H195L196 241H198ZM24 240V239H23ZM169 240V239H168ZM179 240H181V239H179ZM179 240L178 239H175V241H176V243L177 242H179ZM187 240V239H186ZM246 240H248V243H249V239L247 238ZM252 240V239H251ZM19 241H21V240H19ZM172 241H174L173 239H172ZM193 241V240H192ZM205 241H206V239H205ZM244 241H245V239H244ZM243 241V242H244ZM0 242V243H1ZM18 242V241H17ZM40 242V241H39ZM81 242V241H80ZM182 242H184L183 240H182ZM207 242V241H206ZM7 243V242H6ZM83 243V244H84ZM181 245H180V248H181V246H183L182 244H184V243H181V241L179 242ZM191 243H193L194 244V242H191ZM246 244H247V241L245 242ZM264 243V242H263ZM10 244H11V242H10ZM72 244H70V245H72ZM112 244V243H111ZM197 244V243H196ZM204 244H201V247H203L202 245H204ZM206 244V245H207ZM241 245H242V243H240ZM244 244V243H243ZM246 244L244 245L245 247H248V248H250V250H251V252H252V258H253V260L255 259V258H257V256H258V254H257V252H256V242L255 241H252V242H250L247 246H246ZM165 245V244H164ZM163 245V246H164ZM205 245V246H206ZM21 246H23V247H21ZM74 246H75V244H74ZM73 246V247H74ZM85 245H83V247H84ZM173 246V245H172ZM176 246H179L178 244L176 245ZM191 246V245H190ZM77 247V246H76ZM175 247V246H174ZM173 247V248H174ZM184 247H186V246H184ZM71 248V251L69 250ZM80 248V247H79ZM85 248V247H84ZM105 250H104V249ZM157 248V247H156ZM176 248V247H175ZM174 248V249H175ZM199 248H200V245H199ZM204 249H205V247H203ZM206 248H207V246H206ZM172 250V251H169L168 252V250H166V252L167 253H170L169 255L171 256V258H173V259H170V260H174V258L176 257V259L178 260V255H179V248H177V249H175V250ZM190 249H191V247H190ZM190 249H188V250H190ZM194 249V248H193ZM196 249V248H195ZM201 249V248H200ZM81 250V249H80ZM165 250V249H164ZM152 251H153V249H152ZM191 251H195V250H191ZM190 251V252H191ZM196 251H198L197 252V254L198 253H203V252H199V251H201V250H199V249H197ZM259 251V250H258ZM92 252V253H93ZM128 252H129V250H128ZM190 252H188V253H190ZM207 252V251H206ZM130 253V252H129ZM192 253H194V252H192ZM191 254V253H190ZM196 254V255H197ZM206 254H208V253H206ZM90 255V254H89ZM133 255H134V252H133ZM180 255H182L183 256V254H181L180 253ZM97 256V255H96ZM104 256V255H103ZM155 256V255H154ZM184 256H186L185 255V253H184ZM199 256V255H198ZM202 256V255H201ZM206 257H208L207 255H205ZM131 257V256H130ZM181 256H179V258H180ZM195 257V253H194V256L192 257V258H194ZM204 257V256H203ZM134 258V257H133ZM188 258H190V257H188ZM188 258H186V260H188V262H189V259ZM191 258V259H192ZM199 258V257H198ZM196 259L195 261H194V263L196 262L197 263V260H199V259ZM202 258V257H201ZM200 258V259H201ZM90 259V258H89ZM130 259V258H129ZM175 259V261H177ZM195 259V258H194ZM132 260V259H131ZM185 260V259H184ZM205 260V259H204ZM206 260H207V258H206ZM205 260V261H206ZM123 261V260H122ZM125 261V260H124ZM123 261V262H124ZM179 261H182V262H184L183 260H179ZM178 261V262H179ZM203 262V263H206V262H208V261H206V262ZM261 261V260H260ZM128 262V261H127ZM129 262H130V260H129ZM134 262V261H133ZM199 262V264H201L202 263V260H200V261H198ZM99 263V262H98ZM171 263H173V262H171ZM175 263H177V262H174V264ZM185 264H187L186 263V261L184 262ZM184 263H181V264H184ZM192 263H193V261H192ZM191 262H190V264H192ZM202 263V264H203ZM101 264V263H100ZM128 264V263H127ZM130 264V263H129ZM198 264V263H197Z\"/></svg>",
    "mask_w": 264,
    "mask_h": 264
}]
</instances>
